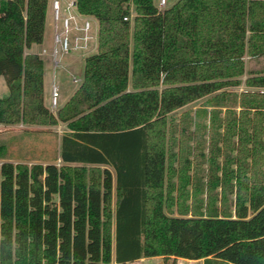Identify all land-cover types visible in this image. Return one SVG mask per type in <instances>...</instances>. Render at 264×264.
Segmentation results:
<instances>
[{"label":"trees","instance_id":"trees-1","mask_svg":"<svg viewBox=\"0 0 264 264\" xmlns=\"http://www.w3.org/2000/svg\"><path fill=\"white\" fill-rule=\"evenodd\" d=\"M49 2L0 0V75L9 89L0 123L67 127L61 164L0 165V264L155 256L166 264H264V69L248 71L247 89H232L243 82L245 56L264 54V0H176L165 8L155 0H76L98 23V45L55 112L45 104L44 60L27 52L44 39ZM204 97L216 107L197 110L210 114L209 128L189 112L180 128L186 139L193 122L209 129L208 151L200 149L207 198L193 208L186 141V167L179 184L172 179L173 116ZM194 188L204 187L195 180Z\"/></svg>","mask_w":264,"mask_h":264},{"label":"rangeland","instance_id":"rangeland-1","mask_svg":"<svg viewBox=\"0 0 264 264\" xmlns=\"http://www.w3.org/2000/svg\"><path fill=\"white\" fill-rule=\"evenodd\" d=\"M157 4H159V0H155ZM176 0H167V3L164 7L169 6ZM53 11V9H52ZM54 13V12H53ZM92 22L94 24V28L98 30V23L96 19L92 17ZM97 40L94 41L95 48L92 51L94 53L97 50ZM45 55V54H43ZM86 56H82L81 54L74 52L71 54H67L63 58L60 59V65L56 67L55 72L57 75V81L59 82L60 86L64 89H73L78 86V82L73 81V77L82 78L83 70H84V59ZM45 63H46V86H48V93L51 90L50 81H51V62L47 56H44ZM245 65H246V72L243 76H241V80L243 81L241 85L238 87H233L232 89L237 90L240 92L243 89H247L246 85L244 84V80L248 75V71L250 69L258 70L264 69V54L259 57L251 58L250 56H245ZM8 86L6 83V79L4 75H0V97H3L8 94ZM51 99V97H50ZM208 97H204L202 99L196 100L190 104L185 105L184 107L178 109L173 116V121L177 124V131L173 134V138L176 139V145L174 147V151L176 152V159L174 160V167L177 174L173 176V180L175 183L179 184L180 182V175L179 172L182 168L186 167L184 163V159L182 157V150L180 147L184 145V141L188 144V150H186V155H188L189 159L191 160V168L188 171L191 175V183L187 186L189 190V199H187V204L193 206L195 201L201 202V200L205 201L207 198V185H204L207 179V171H208V163L206 160L200 156V149L207 152L208 151V144L210 140L209 136V124H210V114L205 117L198 116V111L201 108H206L208 111L216 108L208 103ZM61 98L59 97V103ZM62 105L58 104L56 108H52L51 104H49L50 108L55 112L57 108ZM222 114L225 108H222ZM185 112H189L191 116H193V120H200L201 123L206 124L208 126L207 129H203L199 131L196 128L195 122L191 126L192 132L190 138L186 139L184 136L182 137L180 128L183 125L182 122V115ZM172 115V114H171ZM171 115L169 118H171ZM205 115V114H204ZM198 116V117H196ZM198 118V119H197ZM24 124V123H23ZM195 129V131H194ZM197 129V130H196ZM67 131V127L64 123H60L57 126H31L25 124L19 132H12L5 135L0 134V165L4 161H12L13 163H26L29 166L33 163L37 162H50L54 161L57 164H61L60 158L58 156V149H59V142L60 137ZM170 136V134H169ZM201 140V144L200 141ZM200 146V147H199ZM58 156V157H57ZM222 157H220L221 159ZM113 174V197H112V208L115 210V203H116V173L113 167H109ZM199 171V173H198ZM200 181L202 182V186L204 187L202 191H198L196 193L194 188V182ZM174 195L178 196V191L176 190ZM195 200V201H194ZM178 209L177 205L173 206V213L177 214ZM171 260V259H170ZM112 264H166L165 260L161 256L155 257H146L141 260L131 261L127 263H116L114 260ZM176 264H200V263H189L186 260L177 258Z\"/></svg>","mask_w":264,"mask_h":264},{"label":"built area","instance_id":"built-area-1","mask_svg":"<svg viewBox=\"0 0 264 264\" xmlns=\"http://www.w3.org/2000/svg\"><path fill=\"white\" fill-rule=\"evenodd\" d=\"M158 3L162 8L166 5L167 0H159ZM51 7L56 21L54 44L51 50L43 48L41 54L52 56L56 67L60 65V59L67 54L74 52L82 56L91 54L95 48L94 41L98 42V30L96 33L92 17L78 12L76 0H65V2L51 0ZM81 80L82 78L73 77L74 82L80 83ZM59 95V86L54 83L50 99L52 108H56L60 104Z\"/></svg>","mask_w":264,"mask_h":264},{"label":"crops","instance_id":"crops-1","mask_svg":"<svg viewBox=\"0 0 264 264\" xmlns=\"http://www.w3.org/2000/svg\"><path fill=\"white\" fill-rule=\"evenodd\" d=\"M62 2H65V0H62ZM55 29H56V21L54 18V13L52 11V7H51V0L49 2L48 5V10H47V17H46V25H45V32H44V39L42 41V43L39 44H33L31 46V48H29L27 50L28 53H38L42 59L44 60V97H45V104L50 108L49 104H50V97L52 94V86L53 84H57L59 86V90H60V95L59 97L61 98L60 104H64L70 97L71 95L75 92L76 88L75 87L73 89H64L63 87L60 86L59 82L57 81V75L55 72L56 66L54 65V60L53 57L50 55H43L41 54V50L43 48H47L48 50H51V48L53 47L54 44V34H55ZM44 56H47L48 59L50 60L49 62H51V83H50V87L51 90L48 93V86H46L45 82H46V63H45V59ZM79 85V84H78ZM25 124L23 123H16V124H5V123H0V134L1 135H5L8 133H12V132H19V130L24 127ZM60 125V124H59ZM31 126H36V125H31ZM9 161V160H7ZM144 259V258H141ZM138 259V260H141ZM179 259H183L188 261L189 263H200V264H205L204 259H184V258H179ZM136 261V260H135Z\"/></svg>","mask_w":264,"mask_h":264}]
</instances>
